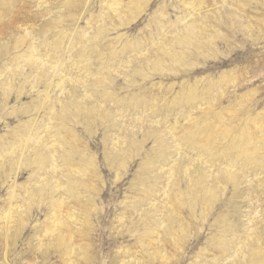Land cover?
Here are the masks:
<instances>
[{
	"label": "rangeland",
	"instance_id": "rangeland-1",
	"mask_svg": "<svg viewBox=\"0 0 264 264\" xmlns=\"http://www.w3.org/2000/svg\"><path fill=\"white\" fill-rule=\"evenodd\" d=\"M0 264H264V0H0Z\"/></svg>",
	"mask_w": 264,
	"mask_h": 264
}]
</instances>
